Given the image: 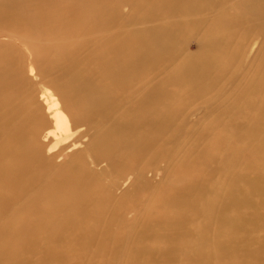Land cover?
I'll return each instance as SVG.
<instances>
[{
	"label": "bare ground",
	"instance_id": "1",
	"mask_svg": "<svg viewBox=\"0 0 264 264\" xmlns=\"http://www.w3.org/2000/svg\"><path fill=\"white\" fill-rule=\"evenodd\" d=\"M60 2L0 0V264H29L12 246L43 240L44 259L65 264V236L74 264L234 251L258 218L244 213L259 202L250 192L264 194V175L242 172L264 162V0ZM56 31L81 38L48 44L36 70L53 89L35 92L36 66L26 75L3 40ZM200 137L212 143L189 145Z\"/></svg>",
	"mask_w": 264,
	"mask_h": 264
},
{
	"label": "rangeland",
	"instance_id": "2",
	"mask_svg": "<svg viewBox=\"0 0 264 264\" xmlns=\"http://www.w3.org/2000/svg\"><path fill=\"white\" fill-rule=\"evenodd\" d=\"M123 5H124V7L121 6L122 8H120L121 9L120 11H121L122 16H123L121 18V20L123 22L126 21L127 23H130V25H131L133 23L131 20L135 17V15H133V13H131L132 12V10H131L132 9L131 8L132 6L130 7L129 3H125ZM65 6H66V0H61V2L58 5V7L60 8V10L63 9ZM130 10H131V12H130ZM143 25L146 27V23L144 21H143ZM40 35H42V34H40ZM47 35H49V34H47ZM90 35H92V38L98 37V34H96V33H91ZM52 37H55V38H52ZM29 38H31V39H29ZM80 38L81 37H80L79 34L72 35L70 37H66V35L62 31H56V33L54 35H51V37L46 36L45 34H44V36H26L25 34L24 35L21 34V35L17 36V39H18L17 42L15 40H13V39H9V40L6 39V40H3V41L6 42V43H9V44H12V46L9 45L8 47L16 46L15 48H11V49L10 48H7V49H9L11 51H13V49H14L15 52H17V49H18V51L21 53V54H19L20 55L19 56L20 57L19 63L20 62L22 64L23 63H26V64L20 66V67H22V69L25 68V70L27 71V72H25V70L23 69V71H24L25 74L26 73L28 74V71H30V69H29V64L30 63L33 66H36L35 67V70H34V73L36 75L33 74V76H30L31 78L29 76H27V77H29L30 80L31 79L33 80L34 79L31 82V84L33 85L34 91L35 92H38L42 87H46V88L53 89V86H52V83H51L52 82V76L51 75H47L46 76V75L40 74L42 70L39 72V74L37 72V70H38L37 67H39V65L40 66L42 65V67L44 66V68H45V66H46V57L49 56V54H48V56L45 55L43 53V50L46 49V48H48L47 47L48 44H50L51 42H54V41H58L59 40L60 42H66V40H67V41L77 42V41L80 40ZM28 39L31 40V41L33 40V41L31 42ZM186 45L190 48V50H192V51L195 50L194 52H196V43L195 42H191L189 40V41H187V44ZM17 46H18V48H17ZM32 46H34V47H32ZM29 47H30L31 50L33 49V52L34 53H36L35 56H38V57H40L41 55L43 56V57H41V59L43 61L42 64H40L41 63V60L38 59V57L35 58V60L38 59L37 60L38 63H35L34 62V57L35 56H34L33 52L31 50H29ZM24 50H25V52H24ZM26 51H27V53H26ZM19 52H17V53H19ZM24 54H26L25 55L26 58H23L24 59V62H22L23 61L22 57H24ZM49 57H52V55H50ZM37 64H38V66H37ZM25 65H26V67H25ZM238 69H239V66L236 67V71ZM229 78H230V74L226 75L225 76V79L222 80L224 83L221 86H223V88H225V89L226 88H229V86H230L228 82H230L231 80ZM226 90H228V89H226ZM223 93L224 92L222 91L219 94H223ZM197 106L198 105L196 103H193L192 106L190 107L191 112ZM201 111H202V109H197L195 113L197 115H200V112ZM192 126H194V121H189L188 128H190ZM200 138H201L200 140H197L194 143H190L189 145L192 144V145L195 146V148L198 149V148H201V147L205 146L208 143H212V141H208L207 138H202V137H200ZM188 148H189V146H188ZM247 155H248V153L246 154V156ZM250 155L251 154H249L248 157L245 156V160H248L249 157H250ZM252 160H254L256 163H259V164L263 165V169L261 170V172H260V170H257L254 167H251V168H248L247 167V168H245V170H242V172L244 174H249V175H255V174L256 175H259V176L264 175V162H262V160L259 159V156H255V157H253V159H249V163ZM169 174H170L169 172H166L165 176L167 177ZM218 176L219 175L217 174L215 176V179H217ZM250 193L251 194H254V195H252V198H251L252 201L253 202L259 201L260 203L257 202V204L256 203L252 204L253 205V208H251V207L250 208L249 207L248 208H244V211H245L244 213L245 214L246 213L247 214L249 213V216L251 214H254L255 213L258 216L257 220H254L253 219V220L248 221L246 223V225H245V228H246L245 229V233L246 234L243 235L242 240L239 242L237 248L234 251L229 252L227 255H224V254H220L215 248H212L211 249V261L209 262V264H251L250 261L252 259V255H251L252 253L255 255V259H254L255 263H253V264H264V251L258 252L256 250L257 249V244H258L257 242L259 241V243H260V240L262 242H264V239H262V237L264 238V215H263L264 214V194H261V193L258 194L257 193V195H255V192H250ZM253 196H255V197H253ZM256 197H258V198H256ZM254 198H256L255 199L256 201H254ZM259 199L263 200L262 201V204H261V200H259ZM258 204L259 205L261 204L260 205L261 207H259ZM257 206H258V209H257ZM259 209H261L260 211H262L263 213L260 212V211H257ZM45 243H47V240H43V243H39V244H42L41 247H40V249H38V247H37L33 251H29V250L28 251H23L22 250V244L21 243H18L16 245H14L15 247L12 246V248L13 249L14 248L17 249V250H15V249L13 250L14 253L17 252L19 256H22L24 258L26 257V259L29 261L28 262L29 264H59L58 263V260H56L54 257L50 258L49 260L44 259V253L45 252L41 248H44V246H47V244H51L52 242L50 241V243L49 242L47 244H45ZM57 243H58L57 248H61L60 249V251H61L60 253L64 252V261H65V264H74V263H76V261H74V256L75 255L73 254V252L70 253L69 250L66 248L68 245H69L68 248L71 245V243H69V241H68V238H66V236H65L61 240H59V242H57ZM39 250H42V252L39 251ZM87 254L88 255H93V254H96V253H94V252H87ZM184 257H185V254L184 253L177 254L175 263H173V264H186V263L188 264L189 262H185L184 263L182 261V259ZM127 259H131L130 249H127V250H125V251H123L121 253L120 261L121 262H124ZM92 260H93L92 263L89 262V264H111V261H107V259H105L104 256L102 257L99 254L94 255V258ZM106 261H107V263H106ZM115 261L117 262V260H115ZM157 262H158V264H163L164 258L163 257H160ZM119 264H123V263H119Z\"/></svg>",
	"mask_w": 264,
	"mask_h": 264
}]
</instances>
